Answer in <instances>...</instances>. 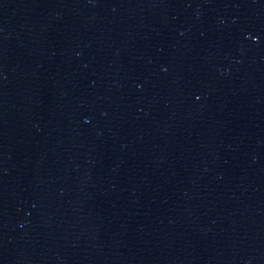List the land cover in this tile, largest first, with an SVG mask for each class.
Listing matches in <instances>:
<instances>
[{"label": "water", "instance_id": "95a60500", "mask_svg": "<svg viewBox=\"0 0 264 264\" xmlns=\"http://www.w3.org/2000/svg\"><path fill=\"white\" fill-rule=\"evenodd\" d=\"M0 264H264V0H0Z\"/></svg>", "mask_w": 264, "mask_h": 264}]
</instances>
